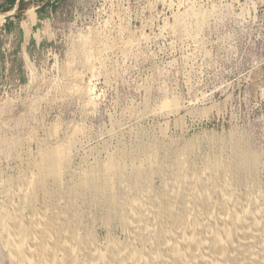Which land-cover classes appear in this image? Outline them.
<instances>
[{
    "label": "rangeland",
    "instance_id": "374dc122",
    "mask_svg": "<svg viewBox=\"0 0 264 264\" xmlns=\"http://www.w3.org/2000/svg\"><path fill=\"white\" fill-rule=\"evenodd\" d=\"M48 1L0 9V264L33 262L19 222L69 229L65 264L115 244L151 264L173 244L152 220L136 241L139 198L163 210L175 183L183 241L215 228L235 251L264 218V0Z\"/></svg>",
    "mask_w": 264,
    "mask_h": 264
},
{
    "label": "bare ground",
    "instance_id": "6f19581e",
    "mask_svg": "<svg viewBox=\"0 0 264 264\" xmlns=\"http://www.w3.org/2000/svg\"><path fill=\"white\" fill-rule=\"evenodd\" d=\"M185 167H186V161L184 159H180L179 168H178V177L181 179V181L186 180ZM54 168L55 171H58V165H56V167ZM147 176L149 175H146V177ZM166 180H168L167 177ZM166 187L168 191L171 192L172 194L170 198H168V201L170 203L167 207H165V209H163L164 211L154 207L152 204V200L150 199V192H145V194L139 198L140 203L142 204V211L140 215L139 213L136 214L134 219V224H135L134 228L136 227V230L134 232L136 234L134 237H136L137 239L136 241L140 242L141 245L142 244L144 245L147 242V240H149L147 239L148 236L147 233L149 234L151 232L149 220L154 221V223L155 222L161 223L170 236L168 238L170 239L173 245L169 243L170 244L169 246L172 245V249H167L165 245H159L157 253L149 257L151 264H179L178 259H176V257L174 256L175 253V251L173 253L174 249H178L183 253L185 252V254H189V253L193 254L195 258L189 259L190 264H225V263L226 264H264V218H260L256 220V222L259 223V225L261 226V229H259L258 231L248 230V231L238 232L241 234V236L238 237L235 241L236 243L234 247L235 251H231V249L227 248L224 245V242L229 241V237H228L229 234L227 233V231H224L222 234L214 233L215 231L213 230L215 228H204V231H200V237L198 243L194 245L186 244L185 240L183 241V237L185 238L188 226H190L191 223L189 221L190 217H188L186 212H179V210L175 205L176 204L175 195L181 186H179L178 183H175L174 187L172 188H170L169 186ZM136 202L138 201L136 200ZM35 218L38 217L36 216ZM19 223L20 224L17 223L18 224L16 225L17 227L15 226L16 229L14 233H15V237L19 238V241L21 243L19 244L20 246H24L28 242L27 238L24 235H22V232L26 227L29 228V230L32 232L34 236L35 241L32 242L36 243L34 248L35 252L31 256L34 263L36 264L64 263L65 264V262H68L67 261L68 255L65 252L66 249L64 248L65 246H70L72 250L78 251L80 252V254L83 255V251L80 245H78L77 240L69 239L66 237V233L69 229H67L63 225H59V224H54L53 226L40 225L37 224L36 222L30 225L29 223L28 225H25L24 223L21 222ZM9 225L10 224H8V227H10ZM10 236L13 238L12 235ZM9 239L10 238H8L7 240ZM115 245H110L111 251L104 254V259L106 264H131V262H133L134 259L139 258L141 256L138 252H134L129 254V256L124 257L117 253L118 249H117V245L116 246ZM62 251H64L65 253L64 254L61 253ZM27 254H29V252ZM97 258L101 259L102 257L101 258H99V256L95 257L94 255V257L92 258L88 257L80 262H85V264H96L98 263ZM224 258L226 259V261H224ZM68 260L69 263L67 264H78L79 262V260L77 259H75L76 261L71 260L70 258ZM197 260H200V262H198ZM33 262L31 264H33ZM138 262H140V260Z\"/></svg>",
    "mask_w": 264,
    "mask_h": 264
},
{
    "label": "trees",
    "instance_id": "16d2710c",
    "mask_svg": "<svg viewBox=\"0 0 264 264\" xmlns=\"http://www.w3.org/2000/svg\"><path fill=\"white\" fill-rule=\"evenodd\" d=\"M52 1V0H51ZM51 1H48V3H51ZM56 0H54L55 3ZM17 9V16L20 17L28 8V5L25 3V0H5L4 2L0 3V9L2 11H11L13 9ZM43 7H41L39 12H42ZM44 15H40V17H43ZM10 19V17H8ZM8 27V26H7Z\"/></svg>",
    "mask_w": 264,
    "mask_h": 264
}]
</instances>
